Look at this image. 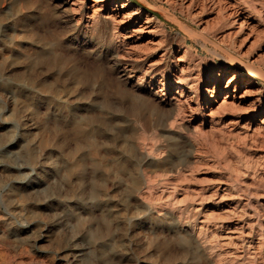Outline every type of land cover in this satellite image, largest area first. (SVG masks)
Instances as JSON below:
<instances>
[{
	"label": "rangeland",
	"instance_id": "1",
	"mask_svg": "<svg viewBox=\"0 0 264 264\" xmlns=\"http://www.w3.org/2000/svg\"><path fill=\"white\" fill-rule=\"evenodd\" d=\"M89 1L0 0V264H207L192 228L218 264H264V113L205 108L220 73L264 91V0H109L163 29L138 39Z\"/></svg>",
	"mask_w": 264,
	"mask_h": 264
},
{
	"label": "bare ground",
	"instance_id": "2",
	"mask_svg": "<svg viewBox=\"0 0 264 264\" xmlns=\"http://www.w3.org/2000/svg\"><path fill=\"white\" fill-rule=\"evenodd\" d=\"M73 1V0H72ZM108 1L109 0H90L88 3L81 6L79 9L81 11L80 14L85 16L90 21H103L105 24H109L111 28H127L129 32L131 33L129 37H132L131 35L135 36V39H138L141 37L144 33H149L151 37H158L163 34V29H152V19L150 17H146L145 20L142 19L141 13L137 9L124 10L128 4L127 2L120 4L119 8L114 10H110L108 8ZM194 1V0H192ZM205 4V3H204ZM231 14L235 16H239L240 14H243V11L240 8H234L231 12ZM214 18V17H213ZM216 19V18H215ZM235 21V20H234ZM224 22V16H219L217 20L215 21V24H221L223 26ZM246 22L245 18H241L238 23V28H242L244 26V23ZM95 24V23H94ZM104 25V23H103ZM220 25V26H221ZM159 26V25H158ZM161 26V25H160ZM205 26V25H204ZM216 26H214L216 28ZM224 27V26H223ZM110 28V29H111ZM219 29V28H218ZM235 29V28H234ZM181 30L183 34L187 35V31L181 27ZM112 33V32H111ZM191 33V32H190ZM211 33V32H210ZM223 33V32H222ZM136 34V35H135ZM125 36V35H124ZM163 36V35H162ZM187 37V36H186ZM113 38V37H112ZM182 38L185 41V36L182 35ZM150 39V38H149ZM159 40V39H158ZM158 46H160L161 42H155ZM154 43V44H155ZM138 45V44H137ZM133 47V46H132ZM139 47V46H138ZM142 47V45H141ZM153 47V45H152ZM151 48V47H150ZM139 49V48H138ZM184 49V48H183ZM185 51V50H184ZM145 52V51H144ZM186 52V51H185ZM185 52H182V57L185 55ZM148 53V52H147ZM118 55V54H117ZM115 57V56H114ZM179 57L177 60H182L183 58ZM120 59V58H119ZM119 61V60H118ZM148 62V61H147ZM152 64V62L150 63ZM154 64V63H153ZM152 64V65H153ZM140 65V64H139ZM147 66V65H145ZM149 66V65H148ZM251 66V65H250ZM150 67V66H149ZM253 67V66H252ZM124 68V67H123ZM247 68H250L249 65ZM187 69V68H186ZM253 69V68H252ZM256 71V69H254ZM143 73V72H142ZM181 73V72H180ZM224 74V72H223ZM138 76V75H137ZM176 77L178 79H186L191 78L189 77V74H177ZM194 77V76H193ZM169 78V77H168ZM167 78V79H168ZM239 78V77H238ZM158 79V78H157ZM172 80V79H171ZM170 81V80H169ZM46 82V81H45ZM190 82V81H189ZM41 86H44L45 84L43 81L39 82ZM208 84V83H207ZM160 86H166L165 82L162 83ZM191 87V86H190ZM160 88V87H159ZM196 88V87H195ZM168 91H173V94L171 95L172 101H176L181 104L182 98L184 95V87L182 85H169ZM208 96L209 99H207V104L205 106L207 110V115L209 116V121L212 123L211 125L214 126L215 124L222 121V116L224 114L230 116L229 121L231 123L243 121L245 120L246 116L251 115L253 118L256 116V113H264V108L262 109V100L264 97V91L257 85V82L255 79L251 77H247L246 80L240 81L236 78V76H232L228 78L227 80L222 79V73L218 74V79L215 82V86L211 90H208ZM222 94L223 96L221 98H218L219 94ZM38 94V93H37ZM48 95V94H47ZM188 100V99H187ZM175 103V102H174ZM179 108V107H178ZM183 113V111H182ZM251 113V114H250ZM206 114V113H205ZM227 117V116H226ZM250 117V118H251ZM224 122V121H222ZM229 122V123H230ZM244 122V121H243ZM249 122V121H248ZM238 124V123H237ZM244 123L241 125L243 126ZM246 124V123H245ZM244 124V125H245ZM222 125V124H221ZM239 125V124H238ZM259 128H264V114L262 117H260L259 122L256 124ZM221 127V126H220ZM244 127V126H243ZM219 128V127H218ZM212 129V128H211ZM254 129V128H252ZM212 132V131H211ZM223 133V132H222ZM146 139V138H145ZM143 140V139H142ZM139 141V140H138ZM141 142V141H140ZM143 143V141H142ZM141 143V144H142ZM141 144H137L140 145ZM135 145V144H134ZM136 146V145H135ZM139 146H137L138 148ZM150 148V147H148ZM198 150V149H197ZM200 150V149H199ZM193 154V153H192ZM108 156V155H107ZM195 157V156H194ZM198 164V163H197ZM122 165V164H121ZM126 166V165H125ZM185 170V169H184ZM174 174V173H173ZM176 174V173H175ZM178 174V173H177ZM147 175V174H146ZM175 179V178H174ZM177 179V178H176ZM179 179V177H178ZM175 181V180H174ZM222 182V181H221ZM226 183V182H225ZM225 185V184H224ZM215 187V186H214ZM229 187V186H228ZM149 188V187H148ZM205 188V187H203ZM227 188V187H226ZM207 190V189H206ZM205 190V192H206ZM216 190V189H215ZM194 190L193 192H195ZM264 191V190H263ZM208 192V191H207ZM211 192V190L209 191ZM214 190H212V195H202L200 194L198 198V203H203L205 200H209L213 202L212 200L218 198V202L221 201V195L220 197L214 196L213 193ZM199 194V192H197ZM200 193H203L200 191ZM228 193V192H227ZM144 194V193H143ZM194 193L193 195H195ZM197 194V195H198ZM222 194V193H221ZM259 194V193H258ZM216 195V194H215ZM231 195V194H230ZM165 196V195H164ZM224 197V196H223ZM193 198V196L191 197ZM179 199V198H178ZM197 201V199H194ZM216 201V200H215ZM214 204V203H212ZM217 204V203H216ZM198 206V205H197ZM194 207V206H193ZM200 207L195 208V211L198 212ZM224 209V208H223ZM226 209V208H225ZM230 210V209H229ZM227 211V210H226ZM201 212V211H200ZM199 212V213H200ZM207 213V212H206ZM212 213V212H211ZM230 213V212H229ZM203 214V213H202ZM216 215V214H215ZM220 215V214H218ZM222 215V214H221ZM230 215V214H229ZM214 216V215H213ZM223 216V215H222ZM206 221H210L213 217L212 216H205L204 217ZM220 221L223 222L222 217H219ZM215 222V221H214ZM212 225V224H211ZM219 227V226H218ZM181 229H184V226L179 224V227ZM202 230V229H201ZM236 230V229H235ZM192 236L195 244L201 249V251L204 253L205 263L207 264H218L216 254L212 251V245L208 242L207 238L200 236L199 232H195V229H189L188 230ZM222 234V233H221ZM203 235V234H202ZM224 235V234H223ZM222 235V236H223ZM174 242V241H173ZM219 244V243H218ZM174 248V247H173ZM217 250V249H216ZM219 251V250H218ZM223 260V259H222Z\"/></svg>",
	"mask_w": 264,
	"mask_h": 264
}]
</instances>
